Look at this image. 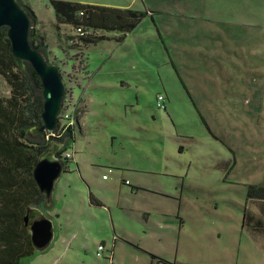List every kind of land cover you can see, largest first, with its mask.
I'll return each instance as SVG.
<instances>
[{
  "label": "rangeland",
  "instance_id": "rangeland-1",
  "mask_svg": "<svg viewBox=\"0 0 264 264\" xmlns=\"http://www.w3.org/2000/svg\"><path fill=\"white\" fill-rule=\"evenodd\" d=\"M22 1L49 41L64 105H86L63 141L73 157L53 189V239L29 264H155L148 253L264 264V233L242 227L255 210L246 185H264V0H69L146 11L122 41L99 31L106 39L83 51L85 67L55 46L49 0ZM88 191L109 208L90 206Z\"/></svg>",
  "mask_w": 264,
  "mask_h": 264
},
{
  "label": "trees",
  "instance_id": "trees-1",
  "mask_svg": "<svg viewBox=\"0 0 264 264\" xmlns=\"http://www.w3.org/2000/svg\"><path fill=\"white\" fill-rule=\"evenodd\" d=\"M16 2L33 20L29 43L48 63H53L48 60L52 50L49 41L38 31L37 16L27 3ZM49 5L54 15L53 31L64 39L55 40V46L63 53L73 51L72 57L84 67L83 51L106 39L104 35H97L99 31L114 32L117 41H122L146 15L143 10L69 0H49ZM0 78L8 89L6 95H0V264H21L22 258L36 254L24 217L28 207H43V196L33 179L32 170L49 142L43 136L33 137L30 132L31 127L42 124L40 79L28 64L24 69L17 66L5 28H0ZM65 134L66 139L72 138V129L67 128ZM246 199L255 210L244 209L242 227L263 234L264 185H246ZM89 201L96 205L100 203L91 195ZM149 255L150 259L166 262L154 254Z\"/></svg>",
  "mask_w": 264,
  "mask_h": 264
},
{
  "label": "water",
  "instance_id": "water-1",
  "mask_svg": "<svg viewBox=\"0 0 264 264\" xmlns=\"http://www.w3.org/2000/svg\"><path fill=\"white\" fill-rule=\"evenodd\" d=\"M33 20L16 0H0V28L6 29L11 53L18 67L28 64L40 79L42 86L43 106L42 124L31 127L30 132L36 136H44L57 124V117L66 95L59 68L48 63L46 58L29 43V33ZM63 142L49 141L47 148L40 154L35 163L32 176L43 196L46 208L53 203V189L56 181L68 171L67 161L57 152L63 148ZM30 231L31 242L36 251L45 250L53 239V223L43 209L28 207L24 217Z\"/></svg>",
  "mask_w": 264,
  "mask_h": 264
},
{
  "label": "crops",
  "instance_id": "crops-1",
  "mask_svg": "<svg viewBox=\"0 0 264 264\" xmlns=\"http://www.w3.org/2000/svg\"><path fill=\"white\" fill-rule=\"evenodd\" d=\"M125 38V37H124ZM86 65V64H85ZM122 84H123V82H121ZM71 106L72 107H74L75 108V111H79V114L77 113V115L74 117V119H75V125H74V127H73V135H75V131L76 130H78V131H80V121L83 119V116H84V113H85V110H86V105H85V103L84 102H81V101H79V103L76 105V104H74V103H72L71 102ZM73 116H74V113H73ZM39 137V136H38ZM73 138V137H72ZM63 141H65V139L63 138V139H61V140H58L57 142H63ZM68 141V140H67ZM56 142V141H55ZM73 161H76V160H73ZM76 164H77V167H78V163L76 162ZM109 172L111 173L112 172V170L111 169H109ZM103 176V175H102ZM120 178H123L122 176H120ZM103 179H106V178H103ZM126 181V179H122L121 180V182L124 184V185H127V186H130L129 184H130V182H128L127 181V183L125 182ZM131 187V186H130ZM132 189H135L134 187H132ZM92 196L93 198H95L89 191H88V204L90 205V206H95V207H101L102 209L103 208H105L106 206H107V208H109L108 207V205H107V202L106 201H101L100 199H97V198H95L96 200H99L100 201V203H99V205H96V204H93V203H91L90 201H89V196ZM57 198L56 197H53V203H52V205H51V207H49V208H46L45 206H44V204H43V207H41L40 209H43L44 210V212H46V214L49 216V218H51V216H52V213H54L57 217L59 216L58 215V208L55 206V204L57 203ZM82 206H83V210H84V202H83V204H82ZM70 212H72V214H70V219L71 220H73L74 222H73V226H75L76 224H78V225H80V224H82L83 223V218L82 217H80L79 216V214L77 213V208H76V206L73 204V205H71L70 206V208L68 209ZM104 210V209H103ZM85 221V220H84ZM69 224V223H68ZM67 224V225H68ZM66 225V226H67ZM66 228H68V227H66ZM54 230V229H53ZM67 233V232H66ZM70 235H71V237H72V235H73V231H71V233H70ZM125 239H127V240H129L127 237H124ZM103 245V244H102ZM103 247H104V245H103ZM104 249V248H103ZM103 251V250H102ZM148 254H154V255H156L157 257H159V255H158V253H148ZM110 258V257H109ZM160 258V257H159ZM110 260V259H109ZM155 261H156V263L158 264L159 262L160 263H164V264H170V263H168V261H166V262H163V261H158L157 259H154ZM32 261V258H25L24 260H22L21 261V264H29L30 262ZM152 262V261H151ZM153 263V262H152ZM152 263H150V264H152ZM155 263V264H156Z\"/></svg>",
  "mask_w": 264,
  "mask_h": 264
},
{
  "label": "built area",
  "instance_id": "built-area-1",
  "mask_svg": "<svg viewBox=\"0 0 264 264\" xmlns=\"http://www.w3.org/2000/svg\"><path fill=\"white\" fill-rule=\"evenodd\" d=\"M66 99L67 98L65 97L64 101ZM64 101L62 102V105H63V108H64V106H66V108L65 109H63V108L61 109L60 108V111H59V114H58V117H57V124H58V121H61L62 124L60 126L57 125L58 127H56L54 130L45 133L44 139L46 141H50V140H55V141L61 140L63 137L66 136L65 133H66L67 128H69V127H70V130L72 129V131H73V127L75 125V119H74L73 113L75 111V108L71 106L70 100H68V103L65 104V105H64ZM164 102H165V96L163 94H161V93H158L156 95V106L158 108H165V103ZM62 105H61V107H62ZM68 107H72L71 114H69L68 113V110H66ZM63 156H64L63 158L65 160H67V158L73 157V155L70 154L69 152H66ZM102 177L103 178H106L105 175H103ZM126 183H127V181H126ZM103 248L104 247H103L102 244H99L98 245L97 252H96V256H98V257L101 256L100 253L103 250Z\"/></svg>",
  "mask_w": 264,
  "mask_h": 264
},
{
  "label": "flooded vegetation",
  "instance_id": "flooded-vegetation-1",
  "mask_svg": "<svg viewBox=\"0 0 264 264\" xmlns=\"http://www.w3.org/2000/svg\"><path fill=\"white\" fill-rule=\"evenodd\" d=\"M34 136V135H33ZM39 137H42V136H39ZM63 148H61L60 150H62ZM60 150L57 152V154L59 155V156H61V158H63L64 156H63V151L62 152H60Z\"/></svg>",
  "mask_w": 264,
  "mask_h": 264
},
{
  "label": "clouds",
  "instance_id": "clouds-1",
  "mask_svg": "<svg viewBox=\"0 0 264 264\" xmlns=\"http://www.w3.org/2000/svg\"><path fill=\"white\" fill-rule=\"evenodd\" d=\"M65 96H66V95H65ZM65 96H64V99H65ZM64 99H63V101H64ZM63 101H62V102H63ZM57 125H58V124H56L55 128L57 127ZM55 128H54V129H55ZM54 129H53V130H54ZM45 133H46V132H45ZM72 133H73V131H72ZM44 135H45V134H44ZM43 138H44V136H43ZM64 138H65V137H64ZM44 140H45V139H44ZM45 141H46V140H45ZM50 141H51V140H50ZM53 141H55V140H53ZM57 141H58V140H57ZM57 141H56V142H57ZM47 142H49V141H47Z\"/></svg>",
  "mask_w": 264,
  "mask_h": 264
}]
</instances>
